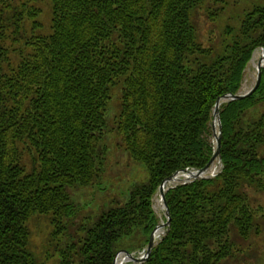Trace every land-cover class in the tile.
<instances>
[{"label":"trees","instance_id":"1","mask_svg":"<svg viewBox=\"0 0 264 264\" xmlns=\"http://www.w3.org/2000/svg\"><path fill=\"white\" fill-rule=\"evenodd\" d=\"M12 1L0 0V264H38L27 247L36 215H51L53 236L62 234L75 214L68 188L98 177L104 111L119 82L117 132L148 181L61 251L63 264L76 252L80 264H113L122 248L146 246L161 182L209 162L215 102L239 92L264 49V0H210V22L230 12L207 46L197 22L204 0H47L50 32L26 37L20 61L6 67L2 43L20 31ZM31 9L28 17L40 12ZM219 111L222 167L166 190L170 224L138 264H227L239 239L264 233L248 197L264 190V67L254 93Z\"/></svg>","mask_w":264,"mask_h":264},{"label":"rangeland","instance_id":"2","mask_svg":"<svg viewBox=\"0 0 264 264\" xmlns=\"http://www.w3.org/2000/svg\"><path fill=\"white\" fill-rule=\"evenodd\" d=\"M228 1L232 3L234 0ZM209 2L210 0H204L201 8L197 9L199 39L204 46L208 45V37L212 39L211 44L219 37L230 12H224V18H222L221 23L210 22L207 17ZM12 3L20 13L17 16L20 31L14 32L15 27H12L7 36L8 40L5 41V44L2 43L6 56L8 52V59L6 60L7 57H5V60L2 61L6 67L8 63L17 65L20 61V52L23 48V43L26 42V37H31L32 35L43 36L48 34L51 29V7L47 0H13ZM31 8L40 12H35V17H28L29 12L27 10ZM237 11H240V9ZM235 14L239 13L236 12ZM35 25L39 26L34 30L33 27ZM232 26L237 27L234 24ZM257 51L260 52L261 50L259 48L254 50V52ZM252 58L244 69L242 83L238 90L240 93L248 91L255 82L256 69L251 62ZM11 64L8 65L11 67ZM121 88L122 84L118 82L110 89L104 111L106 126L102 132L103 137L100 143L102 153L98 167V177L87 187L70 186L68 188L75 214L64 220L65 228L64 230L62 229V234L57 237L53 236L55 229L51 222V215H36L27 223L29 230L27 247L38 264H63L61 256L63 249L66 250L68 245L76 244L78 242L77 239L84 236L85 231L96 222L103 211L126 201L135 187L148 181V170L143 164L130 157L117 132L122 102ZM211 131L213 133L212 126ZM219 165L216 161L212 168H218ZM248 197L252 209H257L258 213H264V190L248 189ZM152 209L156 215L157 223H160L164 219V214L157 192L152 200ZM237 243V251L228 260L227 264H264V233L260 236H252L247 241L239 239ZM144 247L142 242L137 241L133 244L132 251L126 248L121 250L139 253ZM79 257L80 255L76 252L71 259L72 264H80ZM124 264L132 263L125 262Z\"/></svg>","mask_w":264,"mask_h":264},{"label":"water","instance_id":"3","mask_svg":"<svg viewBox=\"0 0 264 264\" xmlns=\"http://www.w3.org/2000/svg\"><path fill=\"white\" fill-rule=\"evenodd\" d=\"M261 51L264 54V49H261ZM263 67H264V63L259 64L258 67L256 68L255 83L253 84V86L248 91H246L244 93H238V94H226V95L219 97L216 100L215 105H214V109H213V120H212L213 138L215 140V150H214L209 162L203 168L197 170L196 173H190L189 172V176H190L189 178H196V177L202 176L208 170L209 166L214 163L215 160L221 161V152H220V147H221V121H220L219 107H220L221 103L224 101L240 100V99H243V98L251 95L252 93H254L260 84ZM179 174H180L179 171L173 173L171 176L164 179L158 187V193L161 197V201H162L163 208H164V215H165L166 220H165V222H162V223L158 224L157 226H155V228L151 231L150 236H149V240H148V243L146 246L145 254L141 257H135L132 253H130L126 250H121L116 254V258L119 255H123L124 256L122 258L123 261L129 260V261L134 262V263H141L142 261L146 260L147 257H149V255L151 253V249L155 243V240L158 236L159 231L162 228L167 229L169 224H170V213H169V209H168L166 199H165V191H166V187L168 184L178 180ZM116 258L114 259L113 264H116V262H117Z\"/></svg>","mask_w":264,"mask_h":264},{"label":"bare ground","instance_id":"4","mask_svg":"<svg viewBox=\"0 0 264 264\" xmlns=\"http://www.w3.org/2000/svg\"><path fill=\"white\" fill-rule=\"evenodd\" d=\"M253 60V61H252ZM251 62L253 64V66L255 67V69L258 67L259 64H262L264 63V54L262 51L260 52H254L253 53V58H252ZM157 242V240H155V243ZM148 243V242H147ZM154 243V244H155ZM147 246V244H146ZM146 246L143 248L144 250H146ZM132 254L134 255H137L135 252H131ZM125 263V262H124ZM123 261H122V257L118 258L117 259V262L116 264H124Z\"/></svg>","mask_w":264,"mask_h":264}]
</instances>
